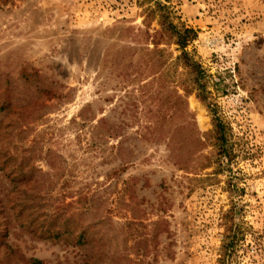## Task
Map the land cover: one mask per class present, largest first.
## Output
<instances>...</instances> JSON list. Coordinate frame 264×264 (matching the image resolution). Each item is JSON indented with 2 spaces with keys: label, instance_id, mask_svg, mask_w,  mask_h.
I'll return each mask as SVG.
<instances>
[{
  "label": "rangeland",
  "instance_id": "1",
  "mask_svg": "<svg viewBox=\"0 0 264 264\" xmlns=\"http://www.w3.org/2000/svg\"><path fill=\"white\" fill-rule=\"evenodd\" d=\"M156 1L198 31L188 50L210 74L230 159L207 137V104L195 93L177 99V45H159L171 56L167 93L137 74L154 47L143 33L163 29L145 11ZM97 129L117 136L98 141ZM27 153L26 176L53 182L36 188L39 213L8 210L3 240L27 258L75 264L89 253L21 224L47 221L59 200L83 209L89 194L82 223L105 242L95 264H219L230 226L229 264H264V0H0V197L12 188L4 161L16 167Z\"/></svg>",
  "mask_w": 264,
  "mask_h": 264
},
{
  "label": "trees",
  "instance_id": "2",
  "mask_svg": "<svg viewBox=\"0 0 264 264\" xmlns=\"http://www.w3.org/2000/svg\"><path fill=\"white\" fill-rule=\"evenodd\" d=\"M145 11L148 17H153L158 14L160 22L163 24V29L161 31L157 30V33H143L146 39L150 40L151 38V42L154 44V47H148L147 52L141 57V62H137V74L147 73L153 81L158 80L161 84V90L166 91L167 93V89H170V72L167 68L169 67V59L171 56L167 52V49L160 48L159 45H177L180 54L176 57L175 67L176 72H178L177 69L179 67L183 68V70L179 71L177 75L178 83L185 91V94L175 91L177 99L182 103V105H185L187 96L195 93L201 101L207 104V107L213 114L214 123L213 129L207 137L208 139L211 138L214 140L212 145H216L218 148V158L225 157L230 159V127L218 114L217 106L211 101L212 91L209 90L210 74L207 73L202 63L196 59L195 55L188 50V46L198 38V31L192 27H179L178 25L172 23L168 7L160 1H156L153 6L147 7ZM215 82L218 83L217 81ZM42 91L50 92L53 90L42 89ZM147 92L150 94V89L147 90ZM153 94L155 95L156 92H153ZM102 124L103 120L101 122V125ZM112 136H117V133H115V131H109V129L106 132L98 129L94 132V138L96 140L98 139V141H105L107 138ZM120 143L121 142L119 141L116 146L117 155L121 154L120 151L122 150V144ZM19 157H21V162L16 164V167H10L12 163L10 164V161L8 162V160H5L3 166L1 167V169L4 170V175L10 179L12 188L7 194H5L4 197H0V232L3 234L2 241H0V263L45 264V262L39 258L25 257L19 249L14 248L3 240L8 236L7 225L11 222V220H9L11 215L8 213V210L17 214V216L19 215L20 219L22 216L20 213L27 211L28 214L34 215L42 211L43 207L46 206L45 203L42 202L43 198L39 196L36 188L39 186V188L44 187L48 182L46 183V181H40L38 179L32 180L31 178L33 176H26L28 174H32L29 169V163L32 157L30 154L24 156L19 155ZM209 164L212 163H205L200 165L198 168L203 170L206 167H209ZM127 166L128 164L119 165L117 168L112 170V173L119 174L121 171L127 169ZM52 185L53 182L48 183V186ZM48 189L50 191L53 190L52 187H48ZM122 190L123 194L128 193V182L124 185ZM84 195L85 196L81 195V198H79V201L84 200L83 209L68 211L66 210V205L62 202V200H59L52 205L54 210L47 221L41 222L36 218V220L33 219V221L24 219V221H21V224L25 228H30V231L37 235L48 234L50 239H54L56 241L64 240L65 242L78 245L79 248L87 249L89 253L85 254V257L80 258V262H75V264H95L94 257L104 253L102 249L105 242L103 241V237H96L89 225H84V223H82L83 220L81 217L85 214V211L83 212L84 208L89 209L92 205V203H88V205H86V202L87 200H89V202L93 200V197L89 196V194ZM31 228H35V230H31ZM224 236L218 259L219 264H229L232 249L235 245L236 230L230 226L225 230ZM100 239H102V242H100ZM132 260L133 259L130 258L129 261L133 262ZM60 264L63 263L61 262Z\"/></svg>",
  "mask_w": 264,
  "mask_h": 264
}]
</instances>
